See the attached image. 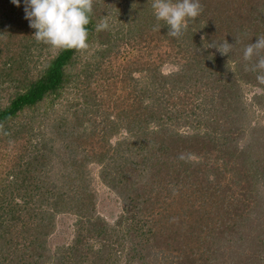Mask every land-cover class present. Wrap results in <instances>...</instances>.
Wrapping results in <instances>:
<instances>
[{
  "label": "trees",
  "instance_id": "obj_1",
  "mask_svg": "<svg viewBox=\"0 0 264 264\" xmlns=\"http://www.w3.org/2000/svg\"><path fill=\"white\" fill-rule=\"evenodd\" d=\"M128 2H94L89 49L54 53L36 42L24 0H0V148L20 151L0 187V264H264V222L252 218L264 202V123L251 109L264 120V85L243 60L264 36V0H200L178 39L162 21L153 30L152 0ZM135 37L156 60L112 67L119 41ZM225 39L227 56L208 47ZM73 79L82 102L51 117L45 102ZM240 82L261 92L250 104ZM95 177L122 205L113 221L96 212ZM64 215L72 237L54 242Z\"/></svg>",
  "mask_w": 264,
  "mask_h": 264
},
{
  "label": "clouds",
  "instance_id": "obj_2",
  "mask_svg": "<svg viewBox=\"0 0 264 264\" xmlns=\"http://www.w3.org/2000/svg\"><path fill=\"white\" fill-rule=\"evenodd\" d=\"M19 7V0H12ZM94 0H24L25 19L35 29L34 38L54 53L74 50L82 53L89 49L88 26L91 23ZM151 7L160 31L159 22L168 26L167 35L180 38L187 30L188 22L196 20L203 12L200 0H152ZM107 18L96 25L97 32L108 30ZM224 56L233 50V45L223 42L209 44ZM245 71L256 73L258 85H264V36L256 43H248L243 49Z\"/></svg>",
  "mask_w": 264,
  "mask_h": 264
},
{
  "label": "rangeland",
  "instance_id": "obj_3",
  "mask_svg": "<svg viewBox=\"0 0 264 264\" xmlns=\"http://www.w3.org/2000/svg\"><path fill=\"white\" fill-rule=\"evenodd\" d=\"M102 0H94V2L98 3L101 2ZM136 1V0H135ZM118 4H129L131 2H128V0H117ZM97 10H98V5L96 6ZM151 7V4H150ZM117 16H119V13H117ZM118 30V29H117ZM124 34V32L121 33V35ZM135 40H133L132 44H125L124 41H119L118 44V51H116V55H115V63L113 64L112 67H116L118 65L120 66H125L127 67L129 64H132L134 61H139L141 64L144 63H151L154 60H156V56L155 53L156 50L154 49V51H151L150 48V43L147 41L146 43L144 42H137L138 39L137 37L134 38ZM6 40V39H5ZM153 45V43L151 44ZM17 46H15L14 48H16ZM169 47H167L166 44H163L162 46H160L159 51L161 52L160 54L163 55L162 57H164L163 59H165L166 55L165 53L168 51ZM13 54V53H12ZM163 63L165 65H163V70L167 71L170 68L169 65V61H163ZM41 65L40 62L38 60H36L35 58H33V62H31L29 64V66L31 67L30 70L31 72H29L28 77H30L34 72V69H36L37 66ZM33 67V68H32ZM80 68H77V71L79 72ZM72 71V70H71ZM75 71H72V74H74ZM77 73V72H76ZM136 76L140 79L141 74H138V72L135 73ZM92 84L90 85V88H95L96 87V80L98 79L97 76L95 75V77H90ZM80 81V79H79ZM79 81H75L74 79L72 80V82L70 83V85L67 86V90L63 91L62 93V97L60 98V100H57L54 104V106L51 105L50 102H45L46 105H44V109L43 111H45L47 114H50L51 117H54L56 115V110H62L64 107V103L65 101H68L69 103H74L75 106L79 107V104L82 102L83 99V93L85 88H83ZM105 84V82H103ZM241 89L242 92L244 93L245 98L247 99L248 103L250 104V102H253L252 100V95L253 93H257L260 94L261 92L257 89H251V87H247L245 86V83H241ZM91 91V90H90ZM105 98V97H104ZM106 100V98H105ZM264 105V101L262 102ZM251 107V106H250ZM104 109V107H102ZM101 108V109H102ZM252 111H254L255 113V119L259 120L262 124L264 123V120H260V118L258 117L257 112L255 111V108H251ZM200 111H202V108L200 109ZM102 112V111H101ZM91 114H92V110H91ZM94 115V114H92ZM264 119V118H263ZM22 121H24L25 119H20ZM19 120V121H20ZM245 139L250 142V141H254L253 137L249 136H245ZM260 143H257V145L255 143H253L252 149L254 151H256L257 149L260 150ZM17 148H12L11 146H7L4 147L2 146L0 148V165H2L0 167V179H4L2 181H0V187L2 183H6L10 181V177H7L8 174V170L9 168L12 166V160H14L13 158H15L20 151ZM257 150V151H258ZM263 151V150H262ZM259 153H261V151H258ZM11 160V161H10ZM96 168H94L93 172H96ZM93 183H92V189L94 190V192L96 193V212L98 214H100L101 216H103L107 221H113L116 217V215L121 211L122 205L121 203L116 199L115 195L113 192H111L108 188H106L105 186H103L99 180L95 177V179H93ZM205 198H209L210 195L207 193L205 194ZM170 197H168V202L170 201ZM249 207L252 205V203L248 202ZM180 207L182 209H185L186 206L184 204H181ZM257 208L258 211L254 212L252 214V218L256 219V217H258L261 220V223L264 222V202H260L257 203ZM160 209V207H159ZM249 208H247L248 210ZM246 210V211H247ZM157 211V210H156ZM184 211V210H183ZM75 222V217L72 215H64V216H58L57 220H56V224H57V232L56 235H54V242H59L62 243L63 241L69 242L71 237H72V228H73V223ZM119 247V246H118ZM121 248V246H120ZM175 255V252H173ZM121 264V263H119Z\"/></svg>",
  "mask_w": 264,
  "mask_h": 264
}]
</instances>
